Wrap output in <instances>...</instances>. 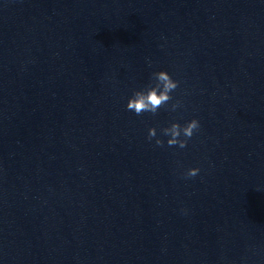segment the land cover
I'll list each match as a JSON object with an SVG mask.
<instances>
[{
    "label": "clouds",
    "instance_id": "1",
    "mask_svg": "<svg viewBox=\"0 0 264 264\" xmlns=\"http://www.w3.org/2000/svg\"><path fill=\"white\" fill-rule=\"evenodd\" d=\"M179 83L165 70L153 72L149 84L140 90L134 91L133 95L128 99L126 109L133 111L137 116L145 112L156 115L160 108L165 107L169 101L173 100L171 93L179 87ZM181 106V101L176 100L171 104L170 111L174 112ZM199 129L200 123L194 118L183 126L178 122H172L170 126L164 127L160 131L163 136L169 137L167 139L169 147L179 146V148L183 149L187 147L188 140ZM153 138H156L155 144L157 146H164V141L157 138V129L155 127L148 130L149 141ZM199 171V168H190L184 175L186 178H192L197 176Z\"/></svg>",
    "mask_w": 264,
    "mask_h": 264
}]
</instances>
